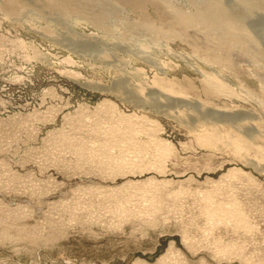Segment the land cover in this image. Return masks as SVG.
<instances>
[{
	"label": "rangeland",
	"instance_id": "374dc122",
	"mask_svg": "<svg viewBox=\"0 0 264 264\" xmlns=\"http://www.w3.org/2000/svg\"><path fill=\"white\" fill-rule=\"evenodd\" d=\"M24 1L18 13L0 9V214L11 234L36 225L42 240H0V264H156L172 242V264H264V73H255L264 69V12L248 18L260 47L223 68L208 58L205 32L173 24L152 4L147 19L100 0L95 11L107 13L98 26ZM193 1L203 4L169 3L191 12ZM149 19L151 29L138 27ZM209 75L235 95L209 94ZM18 204L26 218L9 216ZM58 213L65 223L49 224Z\"/></svg>",
	"mask_w": 264,
	"mask_h": 264
},
{
	"label": "bare ground",
	"instance_id": "6f19581e",
	"mask_svg": "<svg viewBox=\"0 0 264 264\" xmlns=\"http://www.w3.org/2000/svg\"><path fill=\"white\" fill-rule=\"evenodd\" d=\"M46 1V5L47 7L49 8L48 10H59L61 11V13H64L65 15L67 14H71L73 12H78L82 15H84L85 17H87L89 20L95 22L96 24H98V26H104V24L106 23L105 22V19L103 18V16H101L102 13L106 12L107 13V10L104 11V10H101L99 12V10H96V7H97V4L100 3L101 1L105 2V3H108V5L110 6L109 8H112L114 7L117 11L120 10L121 8L125 7V6H131V10L134 9V10H138V11H142L141 14H142V18H147L148 17L146 16V14L144 13L145 10H146V5L148 4H152L155 6V8L157 7L159 10H161L163 16H166V17H170L171 18V21L173 24H176L178 25L179 27L182 26L184 27L185 29H190L192 28V30H200L203 32H205L204 36H205V39L208 43H211L213 44L214 46H211V48H209L206 52H207V56L210 60H212L211 62H217L219 64H221V66H223V68L229 66L232 64V60H233V55L234 54H242V55H245L247 56L248 53H247V50L245 49L246 46H249V49H250V46L252 45H256V46H259L260 47V41L258 39V36H256L253 31L251 30V25H253L254 21L253 20V23L251 22L250 26L248 24V18L252 15H254L255 13V16H256V12L258 13H263L264 12V0H229V1H225V0H203V4L201 5H198L197 3H195L193 1V11L191 12H187L181 8H179L178 6H174V5H171L169 2L170 0H163V1H159V0H44ZM202 0H198V2H201ZM25 1L23 0H4L2 2H0V9H2L3 11H5L7 14H15V13H18L22 10H24V8L26 7ZM102 2V3H103ZM45 3V2H44ZM104 3V4H105ZM189 3V2H188ZM35 5V4H34ZM191 5V4H190ZM29 6V5H28ZM150 7V6H149ZM152 7V6H151ZM114 9V10H115ZM130 8H128L129 10ZM130 10V11H131ZM148 10V9H147ZM51 11V12H52ZM137 11V12H138ZM157 11V10H156ZM114 12V11H113ZM123 12V11H122ZM150 12V11H149ZM116 13V12H115ZM119 13V12H118ZM117 13V14H118ZM121 13V12H120ZM69 14V15H70ZM150 14V13H149ZM264 14V13H263ZM103 15V14H102ZM120 15V14H118ZM123 15V14H122ZM259 15V14H258ZM109 16V14H108ZM126 16V15H125ZM152 16V15H151ZM162 16V15H161ZM117 17V16H116ZM121 18L119 19V17L117 19L121 20L123 17L120 16ZM138 17V16H137ZM136 17V18H137ZM261 17V16H260ZM259 17V18H260ZM141 18V17H140ZM164 18V17H163ZM161 18V19H163ZM251 18V17H250ZM135 19V18H133ZM166 19V18H165ZM252 19V18H251ZM255 19V17H254ZM107 20V18H106ZM136 20V19H135ZM144 20V19H143ZM166 21V20H165ZM252 21V20H251ZM258 21V20H257ZM256 21V22H257ZM123 22V21H122ZM140 22V21H139ZM154 22V20H153ZM168 22V20H167ZM260 22V21H259ZM126 23V21H125ZM133 23V22H132ZM137 23V25L135 24V26H138V22H135ZM156 23V22H155ZM154 23V24H155ZM258 23V22H257ZM263 23V21H262ZM157 24V23H156ZM259 24V23H258ZM257 24V25H258ZM124 25V24H123ZM132 25V24H130ZM122 26V25H121ZM127 26H128V23H127ZM125 26V28L127 27ZM133 28L135 27L134 25H132ZM157 26V25H156ZM155 26V27H156ZM139 28L140 27H145L146 29H151L152 28V23L150 22V19L149 20H145L144 22L140 23V25L138 26ZM138 27H135L136 29ZM161 27V26H160ZM166 27V26H165ZM169 27V26H168ZM176 27V26H175ZM198 27L200 28H203L205 29L204 31L201 30V29H198ZM128 28V27H127ZM132 28V27H131ZM130 28V29H131ZM134 28V30H135ZM138 28V29H139ZM255 28V27H254ZM264 28V27H263ZM142 29V28H141ZM157 29V28H155ZM164 29V28H163ZM166 29V28H165ZM169 29V28H167ZM176 29V28H174ZM178 29V28H177ZM180 29V28H179ZM253 29V28H252ZM257 29V28H256ZM126 30V29H125ZM133 30V29H132ZM133 30V31H134ZM162 30V29H161ZM260 30V29H259ZM127 31V30H126ZM129 31V30H128ZM138 31V30H137ZM142 32V30H140ZM150 31V30H149ZM171 31V30H170ZM169 31V32H170ZM199 31V32H200ZM131 32V31H130ZM139 32V31H138ZM137 32V33H138ZM147 32V30H146ZM146 32H145V35H146ZM165 32V31H164ZM173 32V31H171ZM181 32V31H180ZM184 32V31H183ZM196 31H194L195 33ZM256 32V31H255ZM259 31H257L258 33ZM136 33V32H134ZM158 33V32H157ZM175 33V32H174ZM197 33V32H196ZM260 33V32H259ZM258 33V34H259ZM142 34V33H141ZM140 34V35H141ZM144 34V33H143ZM148 34V33H147ZM198 34V33H197ZM129 35V34H128ZM137 35V34H136ZM150 35V34H149ZM183 35V34H182ZM193 35V34H192ZM264 35V34H262ZM3 36V35H2ZM174 36V35H173ZM178 36V34H177ZM200 36V35H199ZM175 37V36H174ZM184 37V36H183ZM188 37V36H187ZM260 37V36H259ZM262 37V36H261ZM177 38V37H176ZM175 38V39H176ZM192 38V37H191ZM202 38V36H200V39ZM172 39V38H171ZM197 39V38H196ZM190 40V39H189ZM202 40V39H201ZM263 40V39H262ZM18 40H16L17 42ZM175 41V40H174ZM185 41V40H184ZM193 41V40H191ZM203 42V40H202ZM4 43V42H3ZM2 43V44H3ZM8 43V42H7ZM185 43V42H184ZM204 43V42H203ZM206 43V42H205ZM101 44V43H100ZM208 45V44H207ZM25 46V45H24ZM203 46V44H202ZM255 46V47H256ZM210 47V46H209ZM253 47V46H252ZM251 47V48H252ZM6 48V47H5ZM254 48V47H253ZM7 49V48H6ZM10 49V48H8ZM13 49V48H12ZM248 49V50H249ZM195 50V49H194ZM9 51V50H8ZM14 51V50H13ZM2 52V51H1ZM258 53V52H257ZM260 53V52H259ZM11 54V53H10ZM254 54V53H252ZM244 56V57H245ZM237 58H240V55L239 57ZM249 58H252L253 60L255 61H259L256 57H254L253 55H251ZM237 60V59H236ZM242 60V58H241ZM246 60V59H245ZM249 60V59H248ZM242 62V61H241ZM240 63V62H239ZM259 63V62H258ZM236 64V63H235ZM218 65V64H217ZM258 66L256 67V71L255 72L256 74H259V73H264V71H261L264 70L263 68H261L259 66V64H257ZM220 66V65H219ZM220 66V67H221ZM232 67V65H231ZM254 70V71H255ZM200 71V70H199ZM234 71V70H233ZM238 71V70H236ZM232 72V71H231ZM230 72V73H231ZM219 74V73H218ZM156 76V75H155ZM254 76V75H253ZM261 76V75H260ZM189 78V77H188ZM260 78V77H259ZM163 79V78H162ZM190 79V78H189ZM240 79V78H239ZM169 80V79H167ZM242 80V79H241ZM244 80V79H243ZM170 81V80H169ZM262 81V80H261ZM158 82V81H157ZM164 81L161 80L160 83H162V86H164L163 83ZM173 80L170 81V83H166L170 89L172 87H179L176 85L177 82H174ZM245 83V82H244ZM191 84V83H190ZM243 84V83H242ZM248 84V82H247ZM178 85L182 86V84H179L178 82ZM249 85V84H248ZM197 86V85H196ZM175 87V88H176ZM184 87V86H183ZM250 87V85H249ZM264 87V86H263ZM166 88V87H164ZM185 88H186V85H185ZM245 88V87H244ZM248 88V87H247ZM251 88V87H250ZM194 89V88H192ZM198 89V88H197ZM174 90H179V89H174ZM184 90V89H183ZM187 90V88L185 89ZM184 90V91H185ZM230 90H232L233 92V89H229L222 81H221V78L217 77L216 75H209L206 77V91L211 94V95H221V94H233L230 92ZM249 90V89H248ZM183 91V92H184ZM193 91V90H192ZM235 91V90H234ZM176 92V91H174ZM180 92L182 93V88L180 90ZM200 92V91H199ZM202 92V91H201ZM206 92V94H207ZM257 92V91H256ZM178 93V92H177ZM237 93V92H236ZM205 94V95H206ZM207 94V95H209ZM235 95V94H233ZM232 95V96H233ZM257 95V94H256ZM228 96V95H227ZM211 97V96H210ZM220 97V96H219ZM201 98V97H200ZM214 98V97H213ZM224 98V97H223ZM230 97H228L229 99ZM233 97H231L232 99ZM227 99V100H228ZM251 99V98H250ZM210 100V99H209ZM215 100V99H214ZM218 100V99H216ZM253 100V99H252ZM264 100V99H262ZM231 101V100H230ZM214 102V101H212ZM229 102V101H228ZM226 109V108H225ZM221 110V109H220ZM220 113V112H219ZM218 113V115H219ZM235 114V113H234ZM210 115V114H209ZM226 115V114H225ZM233 115V114H232ZM242 115H245V114H242ZM204 116V115H202ZM206 116V115H205ZM208 116V115H207ZM220 116V115H219ZM218 116V117H219ZM229 116V115H228ZM213 117V116H212ZM211 117V118H212ZM241 117V116H240ZM250 117V116H249ZM205 118V117H204ZM220 118V117H219ZM226 118V117H225ZM232 118V117H231ZM237 118V117H236ZM243 118V117H242ZM246 118V116H245ZM206 119V118H205ZM239 119V118H238ZM244 119V118H243ZM250 120L252 119L251 117L249 118ZM254 119V118H253ZM252 119V120H253ZM8 120V118H7ZM216 120V119H214ZM223 120V119H222ZM236 120V119H235ZM4 121V120H3ZM233 121V120H232ZM241 120H239L238 122L240 123ZM244 121V120H243ZM242 121V122H243ZM256 121V120H255ZM259 121V120H258ZM9 122V121H8ZM230 122V121H228ZM254 122V120H253ZM261 121H259L260 123ZM6 124V122H4ZM3 123V124H4ZM10 123V122H9ZM263 123V122H262ZM261 123V124H262ZM252 124V123H250ZM241 125V124H240ZM2 126V125H1ZM9 126V125H8ZM263 126V124H262ZM254 127V126H253ZM259 127V126H258ZM245 128V126H244ZM249 129L250 127H246V129ZM262 128V127H261ZM247 129V130H248ZM254 130V129H253ZM260 130V128H259ZM13 131V129H12ZM255 131V130H254ZM262 131V130H261ZM14 132V131H13ZM256 132V131H255ZM207 134H204V136H206V138L209 140L211 138V134L209 132V130H207ZM250 133V132H249ZM260 133V131H259ZM8 134V133H7ZM252 134V133H251ZM255 136V135H254ZM57 137V136H56ZM53 141V140H52ZM208 143V142H207ZM240 143V142H239ZM242 143V142H241ZM66 144V143H65ZM59 145V144H58ZM245 145V144H244ZM68 147V146H67ZM244 148V147H243ZM241 150V149H240ZM245 150V149H244ZM262 152V151H261ZM245 156V155H244ZM256 156V155H255ZM247 159V158H246ZM4 160V159H3ZM10 160V159H9ZM250 160V159H249ZM4 162V161H3ZM255 162V161H254ZM24 163V162H23ZM255 164V163H254ZM0 165H3L2 163H0ZM5 165V164H4ZM11 165V164H10ZM14 166V164H13ZM10 169V168H9ZM104 169V168H103ZM9 171V170H8ZM1 173V171H0ZM10 173V172H9ZM15 174V173H14ZM16 177V176H15ZM50 179V178H49ZM8 180V179H7ZM153 180V178H149L145 181H139V182H130L128 184L130 185H139L141 183H145L146 181H151ZM10 182V181H9ZM24 182V181H23ZM50 182V181H49ZM129 182V181H128ZM212 182V181H211ZM214 182V181H213ZM15 183V182H14ZM28 183V182H27ZM45 183V181H44ZM155 183H159V182H155ZM3 184V183H2ZM6 184V183H5ZM46 184V183H45ZM48 184V183H47ZM55 184V183H54ZM4 185V184H3ZM2 185V186H3ZM11 185V183H10ZM13 185V184H12ZM50 185V184H49ZM51 185H52V182H51ZM58 185V184H57ZM159 185V184H158ZM43 186V185H42ZM125 186V185H124ZM57 187V186H56ZM60 187V186H59ZM123 187V186H122ZM11 188V187H10ZM27 188V186H26ZM54 188V187H53ZM120 188V187H119ZM13 189V188H12ZM15 189V188H14ZM13 189V190H14ZM21 189V188H20ZM58 189V188H57ZM106 189V188H105ZM31 190V189H30ZM121 190V189H120ZM123 191V190H122ZM51 192V191H50ZM108 192V191H107ZM117 192V191H116ZM120 192V191H119ZM37 193V192H36ZM45 193V192H44ZM96 193V192H95ZM14 194V193H13ZM50 194V193H49ZM35 196V195H34ZM40 196V195H39ZM44 198V197H43ZM41 200V198L39 199ZM43 202V200L41 201ZM73 203V202H72ZM7 204V203H6ZM5 204V205H6ZM26 204V203H25ZM37 204V203H36ZM39 204V203H38ZM49 204V203H48ZM56 204V203H55ZM119 204V203H118ZM4 205V206H5ZM58 205V204H57ZM61 205V204H60ZM9 206V205H8ZM27 206V204H26ZM42 206V205H41ZM67 206H68V209H70V212H72L73 214L75 213V209L78 207L74 204H70V203H67ZM6 207V206H5ZM12 207V206H11ZM15 207V206H14ZM61 207V206H59ZM43 208V207H42ZM118 208V207H117ZM232 208V207H231ZM78 209V208H77ZM8 210V209H7ZM13 210V209H12ZM29 208L28 207H25L24 205H20L18 204V207L17 208H14V211L15 212H12L11 215H9L10 217H13V218H18V219H21V218H26V216H28V213H25V211H28ZM32 210V208H31ZM62 210V209H61ZM10 211V210H9ZM23 211V212H22ZM34 211V210H32ZM222 211V208L219 207V204H216L214 206V209H213V216H215V219L216 220H222V216H224L226 213H221ZM38 212V211H37ZM69 212V214H70ZM77 212V211H76ZM156 212V211H155ZM212 212V210H211ZM210 212V213H211ZM3 213V214H2ZM2 213L0 214V224L1 225H4V226H1L0 227H3L2 230H0V240H3V239H8V238H20V237H25V238H28V240H31L34 244L32 245H35V243H39L40 240H42L39 235L42 234L41 233V228L37 229L36 228V225L34 226H29V224H24L21 228H20V231L15 233V234H11L10 233V228H11V225L6 223L7 219L5 220V217L6 215L4 214V212L2 211ZM48 213V212H47ZM54 213V212H53ZM61 213V212H60ZM68 213V211L66 212ZM239 213V212H238ZM10 214V213H8ZM38 214V213H36ZM49 214V213H48ZM59 214V213H58ZM72 214V215H73ZM56 215V214H55ZM60 216H52V217H49L47 219L48 223L53 225V223L55 224H64L65 223V220L64 218L62 217L61 214H59ZM239 215V214H238ZM238 215L236 213V215L234 214H228L225 218H228V216H230L228 219L230 221L233 222V220H236V218L238 219ZM68 216V214H67ZM163 217V216H162ZM67 218V217H66ZM213 218V217H212ZM223 218V219H225ZM240 218V217H239ZM69 219V218H68ZM78 219V218H77ZM153 219V218H152ZM81 220V219H80ZM191 220V219H190ZM226 221V220H225ZM229 221V222H230ZM148 222V221H147ZM83 223V222H82ZM221 223V222H220ZM247 223V222H246ZM68 224V223H67ZM80 224V223H78ZM95 224V223H93ZM235 224V223H234ZM15 225V224H14ZM83 225V224H82ZM63 226V225H62ZM79 226V225H78ZM91 226V225H90ZM242 226V225H241ZM13 227V226H12ZM31 227V228H30ZM85 227V226H84ZM88 227V225H87ZM92 227V226H91ZM122 227V226H121ZM54 228V227H53ZM69 228V227H68ZM71 228V227H70ZM83 229V227H81ZM118 228V227H117ZM12 229V228H11ZM57 229V228H56ZM88 229V228H87ZM91 229V228H90ZM16 230V229H15ZM34 230V231H33ZM85 230V228H84ZM120 230V229H119ZM144 230V229H143ZM186 231V229H185ZM67 232V230H66ZM91 232H92V229H91ZM138 232V231H137ZM195 232V231H194ZM62 234V233H60ZM65 234V233H64ZM68 234V233H67ZM65 234V235H67ZM133 234V233H132ZM193 234V233H192ZM211 234V233H210ZM57 235V234H56ZM186 235V234H185ZM59 236V235H58ZM62 236V235H61ZM57 237V236H56ZM63 237V236H62ZM66 237V236H65ZM24 238V239H25ZM190 238V237H189ZM45 239H51L49 235H46ZM44 239V240H45ZM18 241V240H17ZM24 241V240H22ZM55 241V240H54ZM195 241V240H194ZM233 241V240H232ZM185 242V241H184ZM187 242V241H186ZM10 243V242H9ZM14 243V242H13ZM19 243V241H18ZM22 243V242H21ZM189 243V242H188ZM29 244V243H28ZM6 245V244H4ZM9 244H7L8 246ZM11 245V244H10ZM26 245V244H25ZM30 245V244H29ZM28 245V246H29ZM191 245V243H190ZM201 245V244H200ZM14 246V245H13ZM20 246V245H19ZM36 246V245H35ZM40 246V245H39ZM44 246H45V243H44ZM194 246V245H193ZM18 247V246H17ZM43 247V245H42ZM189 247V246H188ZM240 247V246H239ZM22 248V247H21ZM26 248V247H25ZM29 248V247H28ZM39 248V247H38ZM224 248V247H223ZM14 249V248H13ZM27 249V248H26ZM169 249V248H168ZM177 249V248H176ZM192 249V248H190ZM197 249V248H196ZM204 249V248H203ZM221 249V248H220ZM28 250V249H27ZM195 250V249H194ZM224 250V249H223ZM230 250V249H229ZM30 251V250H29ZM174 251V243L172 242L171 243V247L170 249L168 250V252L164 255H162L159 259H158V262L156 264H172V262L170 261L169 263V255L170 253ZM176 251V250H175ZM179 251V250H178ZM191 251V250H190ZM193 251V250H192ZM216 251V250H215ZM226 251V250H225ZM182 252V251H181ZM180 252V253H181ZM195 252V251H194ZM229 252V251H227ZM179 253V252H178ZM224 255V254H222ZM227 256V255H226ZM225 256V257H226ZM229 256V255H228ZM180 257V256H179ZM183 257V256H182ZM185 257V256H184ZM230 257V256H229ZM171 258V257H170ZM219 258V257H218ZM184 259V258H183ZM188 259V258H187ZM171 260V259H170ZM173 260V259H172ZM175 260V259H174ZM138 261V260H137ZM178 261V260H177ZM184 261V260H183ZM145 261H140L139 262H136V264H146L144 263ZM174 262V261H173ZM176 262H174L175 264ZM184 263V262H182ZM189 263V262H188ZM178 264V262H177ZM179 264H181L179 262ZM187 264V263H186ZM194 264V263H193ZM197 264H209L207 262V260H205L204 258H201ZM245 264V263H244ZM247 264V263H246ZM252 264V263H251Z\"/></svg>",
	"mask_w": 264,
	"mask_h": 264
}]
</instances>
